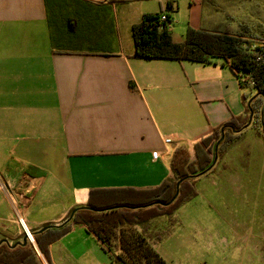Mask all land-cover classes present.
Listing matches in <instances>:
<instances>
[{
	"label": "crops",
	"instance_id": "0c3cea01",
	"mask_svg": "<svg viewBox=\"0 0 264 264\" xmlns=\"http://www.w3.org/2000/svg\"><path fill=\"white\" fill-rule=\"evenodd\" d=\"M155 1L182 31L264 28L247 21L264 0H0V264H120L72 211L175 180L178 149L200 172L196 145L248 117L252 88L223 59L135 57L131 27ZM64 224L46 257L35 234Z\"/></svg>",
	"mask_w": 264,
	"mask_h": 264
},
{
	"label": "trees",
	"instance_id": "16d2710c",
	"mask_svg": "<svg viewBox=\"0 0 264 264\" xmlns=\"http://www.w3.org/2000/svg\"><path fill=\"white\" fill-rule=\"evenodd\" d=\"M167 10L165 14L168 22L161 21L163 12L148 13L131 27L136 58L190 60L204 64L221 58L240 79H246L245 83L240 82L241 85L251 87L255 95L247 105L248 117L233 120L230 125L222 127V133L216 130L213 137L196 145L200 172L196 164L190 161L188 151L178 149L171 161L175 180L166 182L155 190L135 191L134 197L119 196L110 205L99 206L92 203L90 208L75 212L73 220L86 225L122 264H168L156 251L154 244L174 231L177 224L175 212L184 202L196 196L195 188L193 190L194 179L214 168L213 153L217 155L219 148L236 139L238 136L234 138L233 135L246 129L254 118L260 121L264 138V28L262 36L249 39L228 31L188 28L185 39L178 42L172 38L168 28L175 9L168 3ZM215 139L218 140L217 143H214ZM190 172L195 175L191 176ZM177 191L178 196L174 199ZM164 216L168 220L165 225H161L158 222ZM66 225L49 227L35 234L37 245L46 257L48 245L67 230ZM51 230H56L57 234L46 235Z\"/></svg>",
	"mask_w": 264,
	"mask_h": 264
},
{
	"label": "rangeland",
	"instance_id": "374dc122",
	"mask_svg": "<svg viewBox=\"0 0 264 264\" xmlns=\"http://www.w3.org/2000/svg\"><path fill=\"white\" fill-rule=\"evenodd\" d=\"M152 3L160 12L159 2ZM247 11V21L250 15L264 19V9ZM179 17L173 16L172 26L178 27L176 38L185 39L187 30L179 28ZM181 17L187 18V9H182ZM228 32L233 33V28ZM69 39L74 40L72 33ZM246 93L255 95L253 89L247 88ZM262 135L260 121L254 118L233 135L236 139L219 148L217 155L213 153L214 168L194 179L196 196L175 212L174 231L161 243L168 264H264ZM167 220L164 216L158 223L165 225Z\"/></svg>",
	"mask_w": 264,
	"mask_h": 264
},
{
	"label": "built area",
	"instance_id": "2783aa9c",
	"mask_svg": "<svg viewBox=\"0 0 264 264\" xmlns=\"http://www.w3.org/2000/svg\"><path fill=\"white\" fill-rule=\"evenodd\" d=\"M161 21L162 22H168V18H167V15L165 14V13H163L162 15H161ZM170 23L168 24V28L170 29ZM253 48H254V46H253ZM242 81V83H245V81H246V79L245 78H241L240 79V82ZM166 143H170V139H166V141H165ZM158 153H154V158H157L158 157ZM20 221H21V223L22 224H24V222H23V220L22 219H20ZM26 238H27V240H29V241H31L32 243L34 242V239H33V236H32V234L31 233H27V236H26ZM10 245H12V243H10V242H8Z\"/></svg>",
	"mask_w": 264,
	"mask_h": 264
},
{
	"label": "water",
	"instance_id": "95a60500",
	"mask_svg": "<svg viewBox=\"0 0 264 264\" xmlns=\"http://www.w3.org/2000/svg\"><path fill=\"white\" fill-rule=\"evenodd\" d=\"M212 166H213V164H212ZM177 186L179 187V184H178ZM178 193H179V192L177 191V193H176L174 199L178 196ZM75 212H76V209L72 211V213H71V215H70V217H69V220H71V219L73 218ZM43 230H45V229H43ZM43 230H41L40 232H42ZM26 241H27V238L24 239V242H25V243H26ZM117 261H118V263L121 264V261H120L119 259H117Z\"/></svg>",
	"mask_w": 264,
	"mask_h": 264
}]
</instances>
